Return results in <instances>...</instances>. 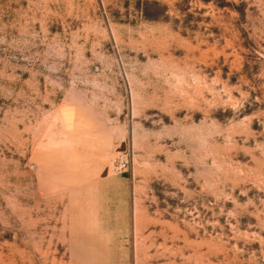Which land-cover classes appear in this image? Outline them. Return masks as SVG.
<instances>
[{"label":"rangeland","instance_id":"rangeland-1","mask_svg":"<svg viewBox=\"0 0 264 264\" xmlns=\"http://www.w3.org/2000/svg\"><path fill=\"white\" fill-rule=\"evenodd\" d=\"M0 264H264V0H0Z\"/></svg>","mask_w":264,"mask_h":264},{"label":"crops","instance_id":"crops-1","mask_svg":"<svg viewBox=\"0 0 264 264\" xmlns=\"http://www.w3.org/2000/svg\"><path fill=\"white\" fill-rule=\"evenodd\" d=\"M73 116L74 114H71V117ZM87 116L86 113L80 116V119H84V135L78 139L77 136L72 137L70 142L72 150L65 164L62 166L60 159L57 160L54 175L57 186L80 188L109 176V172L106 174L105 171H108L106 167L111 157L112 145L100 142L97 128L86 122Z\"/></svg>","mask_w":264,"mask_h":264},{"label":"built area","instance_id":"built-area-1","mask_svg":"<svg viewBox=\"0 0 264 264\" xmlns=\"http://www.w3.org/2000/svg\"><path fill=\"white\" fill-rule=\"evenodd\" d=\"M128 166V160L125 157H121L119 159H116L114 164V171L116 173H122L126 170Z\"/></svg>","mask_w":264,"mask_h":264},{"label":"water","instance_id":"water-1","mask_svg":"<svg viewBox=\"0 0 264 264\" xmlns=\"http://www.w3.org/2000/svg\"><path fill=\"white\" fill-rule=\"evenodd\" d=\"M120 149H123V147L121 146V148Z\"/></svg>","mask_w":264,"mask_h":264}]
</instances>
